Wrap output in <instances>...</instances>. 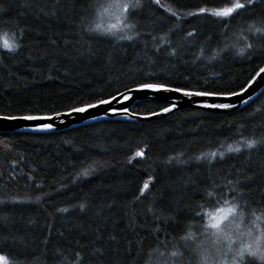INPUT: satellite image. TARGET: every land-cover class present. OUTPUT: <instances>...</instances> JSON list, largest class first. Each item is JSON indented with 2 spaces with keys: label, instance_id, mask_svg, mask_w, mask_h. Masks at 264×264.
I'll use <instances>...</instances> for the list:
<instances>
[{
  "label": "trees",
  "instance_id": "obj_1",
  "mask_svg": "<svg viewBox=\"0 0 264 264\" xmlns=\"http://www.w3.org/2000/svg\"><path fill=\"white\" fill-rule=\"evenodd\" d=\"M235 2L246 0H142L125 18L116 5L129 0H0V33L19 45L0 47V115H51L140 83L236 92L264 65V0L234 18L190 15ZM165 106L142 100L130 110ZM251 139L264 140V91L229 113L185 108L146 122L0 132V255L9 264H202L206 214L217 207L239 204L264 227V143L242 147ZM240 264L264 261L245 254Z\"/></svg>",
  "mask_w": 264,
  "mask_h": 264
},
{
  "label": "water",
  "instance_id": "obj_2",
  "mask_svg": "<svg viewBox=\"0 0 264 264\" xmlns=\"http://www.w3.org/2000/svg\"><path fill=\"white\" fill-rule=\"evenodd\" d=\"M264 68V65L261 67ZM260 69L255 73L252 79L240 90L233 92L236 95L229 94H218V95H191L185 96L182 93L175 91H159L153 92L151 90H136L137 86L125 89L113 96L116 97L110 104L99 105L98 107L91 108L86 112H72L71 110L65 112H59L60 115H42V116H53L52 120L37 121V120H6L2 119L6 115H0V132H55L69 128H73L79 125H85L95 123L109 119H122L137 122H146L155 119H159L168 116L176 111L185 108L203 110L214 113H229L236 111L258 97L264 91V73H259ZM171 87V86H170ZM175 88V87H173ZM186 90V89H185ZM191 91V90H187ZM191 92H202V91H191ZM128 95L131 97L129 100H124L123 96ZM111 96V97H113ZM111 97L105 98L111 100ZM142 100H153L166 104L165 107H171L175 104V108L171 112L165 113L162 109L153 112L156 115L145 114L140 115L131 112L130 107L132 104ZM96 103V102H94ZM227 104L230 105L228 108H216L211 105ZM81 107V106H79ZM164 107V108H165ZM123 108H128V112L122 111ZM115 110V111H113ZM38 115V114H31ZM24 116V115H20ZM17 116V117H20ZM40 123H51L53 127L45 131H37V127Z\"/></svg>",
  "mask_w": 264,
  "mask_h": 264
},
{
  "label": "snow or ice",
  "instance_id": "obj_3",
  "mask_svg": "<svg viewBox=\"0 0 264 264\" xmlns=\"http://www.w3.org/2000/svg\"><path fill=\"white\" fill-rule=\"evenodd\" d=\"M154 2L158 3L159 0H154ZM255 0H246L245 3H240V2H235L232 3L230 6H225L221 8H216L213 9L210 13L208 12L207 9L205 8H200L198 13H190V15H209L212 17L220 18V19H225V18H234L235 15L239 14L240 11L247 9L249 6L254 5ZM117 7H122L125 13V18H127V14L130 9H139L142 7V0H129V3H125L122 6L121 5H116ZM0 11H4L3 8H0ZM133 15L135 14L134 12L132 13ZM173 15H175L173 13ZM126 27L129 28H135L134 24H125ZM112 28H115V25L111 26ZM99 30V25L96 27H91L88 29L89 32H97ZM262 29H257V31H261ZM108 34H113L111 30H107ZM189 35H192V33H189ZM121 39H132V36H121ZM53 43H55L53 41ZM0 47L3 49L12 52L15 51L19 45L15 43V38H9L7 33H0ZM260 73H264V68H260L259 75ZM139 91L143 90H151L153 92H159V91H175L182 93L185 96H191V95H218L220 93L216 92H191L185 90L184 87H170L166 83H140L137 86V89ZM232 95H236V93H231ZM116 97L113 96L111 97V100L109 99H99L97 100L96 103H87L84 104L81 107H73L71 109L72 112H86L91 108L98 107L99 105L103 104H110L113 100H115ZM124 100H129L131 99L130 96L125 95L123 96ZM77 103H80V101H77ZM175 104H173L171 107H165L162 109L163 112L168 113L171 112L173 108H175ZM211 107H216V108H228L230 105L227 104H218V105H211ZM115 111V110H113ZM123 112L127 113L129 110L128 108H123ZM153 115H156V113H152ZM55 115H60V113H55ZM54 117L53 116H42V115H24V116H5L2 117V119L6 120H16V119H24V120H37V121H46V120H52ZM53 127L51 123H40L37 127V131H45L49 130ZM264 143V140H256V139H251V140H246L244 141L242 147H246L249 149L255 148L258 144ZM229 152H240L241 151V146L238 147H231L229 146L228 148ZM143 155L142 152H137L136 156H141ZM211 157L215 158L217 156L216 152H212L210 154ZM220 157L223 158L224 153H219ZM206 154H202L200 157H196V159H203L205 158ZM131 163V161H129ZM209 163H211V160H209ZM90 172L88 170H85L82 175H89ZM149 185L148 183H145L144 186L140 189L141 194L144 193L145 189H148ZM206 195L211 196L210 193H206ZM225 204H229L228 201L224 202ZM264 203V201H262ZM84 205H81V208H83ZM241 207V205L233 203L231 206L225 208L223 206L217 207L215 209V213H207L206 215L209 217V221L205 224V231L209 233V235H212L217 238V242H219V237L221 235L220 229H221V223L223 220L228 219V216H223L220 217L219 219L218 214L220 213H228L229 215H232L238 211V209ZM60 211H67V209H61ZM253 215H255V212H253ZM251 235V233H249ZM191 233H189V237H191ZM232 241H229V251H232ZM245 254H247L250 257H257L261 261H264V231H262L261 236H258L254 239V241L242 246L238 251H235L234 253V259H239L240 261H243L245 258ZM173 255H177V253H173ZM0 264H9L8 258L4 255H0Z\"/></svg>",
  "mask_w": 264,
  "mask_h": 264
},
{
  "label": "rangeland",
  "instance_id": "obj_4",
  "mask_svg": "<svg viewBox=\"0 0 264 264\" xmlns=\"http://www.w3.org/2000/svg\"><path fill=\"white\" fill-rule=\"evenodd\" d=\"M111 16L112 18L115 17V19H112V21L109 22L110 24L116 21L117 14L113 13ZM109 23L105 25L106 30L110 28L108 25ZM212 213H215V211ZM223 216H228V219L223 220L221 223L219 242H217L216 237L209 235L208 232L205 233L206 247L204 246L205 248L203 251L205 253L201 257L202 264H240L239 259H234L235 251H238L242 246L254 241V239L261 236L262 231H264V227L255 220L244 219L239 209L232 215L226 212L220 213L217 218L219 219ZM249 233H251V235ZM230 240L232 241V251H229Z\"/></svg>",
  "mask_w": 264,
  "mask_h": 264
},
{
  "label": "bare ground",
  "instance_id": "obj_5",
  "mask_svg": "<svg viewBox=\"0 0 264 264\" xmlns=\"http://www.w3.org/2000/svg\"><path fill=\"white\" fill-rule=\"evenodd\" d=\"M72 109V108H71ZM71 109H69V110H71ZM65 111H68V110H65ZM65 111H61V112H65ZM59 113V112H58ZM86 125V124H85ZM79 126H82V125H79ZM76 127H78V126H76Z\"/></svg>",
  "mask_w": 264,
  "mask_h": 264
}]
</instances>
